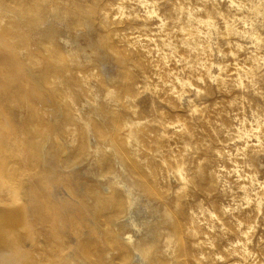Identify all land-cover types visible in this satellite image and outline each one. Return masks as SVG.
Wrapping results in <instances>:
<instances>
[{
  "label": "rangeland",
  "instance_id": "obj_1",
  "mask_svg": "<svg viewBox=\"0 0 264 264\" xmlns=\"http://www.w3.org/2000/svg\"><path fill=\"white\" fill-rule=\"evenodd\" d=\"M0 264H264V0H0Z\"/></svg>",
  "mask_w": 264,
  "mask_h": 264
},
{
  "label": "bare ground",
  "instance_id": "obj_2",
  "mask_svg": "<svg viewBox=\"0 0 264 264\" xmlns=\"http://www.w3.org/2000/svg\"><path fill=\"white\" fill-rule=\"evenodd\" d=\"M7 176V175H6ZM16 184V182L14 183L13 182V179H12V175L10 174V173H8V176H7V178H6V181L4 182V186L7 188V186H9L10 184ZM243 187V189L245 188V186H242ZM3 189V188H2ZM5 190V189H4ZM257 208H258V210L260 209V201L258 200L257 201Z\"/></svg>",
  "mask_w": 264,
  "mask_h": 264
}]
</instances>
